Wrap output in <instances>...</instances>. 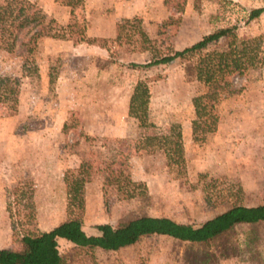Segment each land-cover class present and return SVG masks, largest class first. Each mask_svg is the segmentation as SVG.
I'll return each instance as SVG.
<instances>
[{
  "label": "rangeland",
  "instance_id": "rangeland-1",
  "mask_svg": "<svg viewBox=\"0 0 264 264\" xmlns=\"http://www.w3.org/2000/svg\"><path fill=\"white\" fill-rule=\"evenodd\" d=\"M29 1L58 25L71 18L69 8L55 0ZM263 5L264 0H84L73 16L87 37L112 38L118 21L138 17L150 49L140 51L135 35L109 50L44 37L32 53L37 73L27 75L21 72L20 45L12 52L0 49V76L18 83L15 111L0 101V248L16 247L25 229L48 230L67 217L63 175L82 162L89 166L81 223L86 234L96 233L94 224L140 215L197 225L232 204L263 203L264 65L234 77L239 92L218 103L214 130L197 142L190 133V99L202 85L184 74L179 60L130 66L233 23L239 24L240 36L261 38L264 55V11L243 24L249 9ZM140 79L149 91L143 126L127 112ZM173 124L181 134L180 171L170 170L162 150L144 140L168 134ZM108 173L111 183L104 182ZM129 181L142 185L133 188ZM127 188L135 194L123 198ZM230 241L236 256L213 264H264V222L237 226L215 244ZM70 247L57 239L65 264H74ZM204 250L200 244L151 235L94 256L97 264H194L192 258Z\"/></svg>",
  "mask_w": 264,
  "mask_h": 264
},
{
  "label": "trees",
  "instance_id": "trees-1",
  "mask_svg": "<svg viewBox=\"0 0 264 264\" xmlns=\"http://www.w3.org/2000/svg\"><path fill=\"white\" fill-rule=\"evenodd\" d=\"M69 8L70 20L58 25L39 6L29 0H0V49L12 52L20 45L22 57L21 72L37 73L32 58L40 38L72 39L86 42L106 50L121 40L129 42L131 36L139 38L140 51L150 49V39L141 28L138 17L121 19L116 23L112 38L87 37L83 25L73 16V9L82 6L84 0H55ZM264 11V5L248 10L243 24L257 18ZM215 19L212 18V20ZM239 24L218 25L198 40L181 49L156 51L151 60L142 64L130 63L132 68H148L158 64L179 60L184 74L202 85V92L191 97L193 118L190 122L191 139L201 141L205 133L214 130L218 121V103L239 92L234 77L243 76L247 70L264 65L261 38L240 36ZM25 35V40H19ZM222 42L221 46L216 47ZM52 81L51 74L49 75ZM18 83L15 79L0 76V101L6 102L12 111L16 109ZM149 98L145 80H137L128 98L127 112L143 126L147 115ZM178 124H173L168 134L146 136L148 145L159 147L164 153L170 170L183 169V148ZM88 163L82 162L77 170L63 175L66 193L67 217L48 230L25 229L16 238V247L0 248V264H65L66 256L57 249V239L71 244L75 254L74 264H97L95 251H116L132 245L143 237L158 235L175 241L200 244L205 250L192 258L194 264H213L236 256L233 242L227 246H216V241L226 238L240 225H254L264 222V202L256 205L232 204L223 211L197 225L177 222L167 216L140 215L116 222L94 224L95 234H86L82 229L84 183L89 180ZM111 173L104 176L105 183H111ZM133 188L141 183L127 182ZM131 188L125 189L123 198L134 196ZM14 229V227H13Z\"/></svg>",
  "mask_w": 264,
  "mask_h": 264
}]
</instances>
